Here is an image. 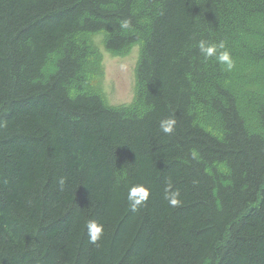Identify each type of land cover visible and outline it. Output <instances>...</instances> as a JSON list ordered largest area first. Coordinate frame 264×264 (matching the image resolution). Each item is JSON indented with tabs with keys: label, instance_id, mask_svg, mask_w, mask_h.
<instances>
[{
	"label": "trees",
	"instance_id": "16d2710c",
	"mask_svg": "<svg viewBox=\"0 0 264 264\" xmlns=\"http://www.w3.org/2000/svg\"><path fill=\"white\" fill-rule=\"evenodd\" d=\"M95 34L139 46L127 106ZM0 264H264V0H0Z\"/></svg>",
	"mask_w": 264,
	"mask_h": 264
},
{
	"label": "rangeland",
	"instance_id": "374dc122",
	"mask_svg": "<svg viewBox=\"0 0 264 264\" xmlns=\"http://www.w3.org/2000/svg\"><path fill=\"white\" fill-rule=\"evenodd\" d=\"M93 46L101 54L102 74L99 83V96L106 105L122 107L129 105L135 92V67L138 61V44L123 54H112L104 48L102 35L91 36Z\"/></svg>",
	"mask_w": 264,
	"mask_h": 264
},
{
	"label": "clouds",
	"instance_id": "9594fccd",
	"mask_svg": "<svg viewBox=\"0 0 264 264\" xmlns=\"http://www.w3.org/2000/svg\"><path fill=\"white\" fill-rule=\"evenodd\" d=\"M123 28L129 27V22L124 21L121 25ZM198 48L201 55L205 60L210 58H215V60L223 67L225 71H231L234 68V61L231 57L229 51L225 49L223 42L219 44L210 43L205 40H200L198 42ZM177 124V120L174 117H168L160 121V130L167 134L171 135ZM64 179L61 178L59 183L61 186L64 184ZM150 196V190L144 185H133L129 188L127 194V201L131 211L136 212L144 204L147 203ZM165 199L168 201L169 205L172 207H178L181 205L182 201L180 200V193L178 190H173L171 185H168L165 188ZM86 231L89 243L99 246L100 241L104 236V226L103 224L98 223L97 221L90 220L86 224Z\"/></svg>",
	"mask_w": 264,
	"mask_h": 264
}]
</instances>
